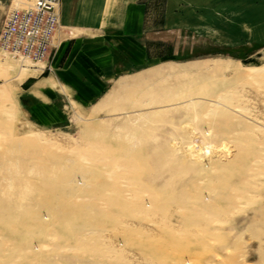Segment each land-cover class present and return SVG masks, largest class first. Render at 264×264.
Masks as SVG:
<instances>
[{"label":"rangeland","instance_id":"obj_1","mask_svg":"<svg viewBox=\"0 0 264 264\" xmlns=\"http://www.w3.org/2000/svg\"><path fill=\"white\" fill-rule=\"evenodd\" d=\"M30 4L0 0V29ZM216 36L149 32L156 60L117 72L97 120L73 105L49 130L16 103L41 62L0 51V264H264V77L233 71L263 66L264 41Z\"/></svg>","mask_w":264,"mask_h":264},{"label":"crops","instance_id":"obj_2","mask_svg":"<svg viewBox=\"0 0 264 264\" xmlns=\"http://www.w3.org/2000/svg\"><path fill=\"white\" fill-rule=\"evenodd\" d=\"M148 1L59 0V26L48 57L15 78L19 120L33 129L65 126L66 109L73 105L86 121L97 120V111L123 83L117 72L144 71L156 60L149 32L173 42L210 43L217 34L225 48L241 40L264 41V0H163L161 18L151 29Z\"/></svg>","mask_w":264,"mask_h":264},{"label":"built area","instance_id":"obj_3","mask_svg":"<svg viewBox=\"0 0 264 264\" xmlns=\"http://www.w3.org/2000/svg\"><path fill=\"white\" fill-rule=\"evenodd\" d=\"M59 0H31L12 10L0 29V51L33 62L46 60L59 26Z\"/></svg>","mask_w":264,"mask_h":264},{"label":"bare ground","instance_id":"obj_4","mask_svg":"<svg viewBox=\"0 0 264 264\" xmlns=\"http://www.w3.org/2000/svg\"><path fill=\"white\" fill-rule=\"evenodd\" d=\"M24 60V59H23ZM26 60V59H25ZM43 62V61H41ZM24 69V68H23ZM229 69V68H227ZM232 71V70H231ZM235 73L240 74L244 78L254 79L264 77V65L261 67L245 68L243 71H238L237 68L233 70ZM233 72V73H234ZM238 77V76H237ZM73 112V111H72Z\"/></svg>","mask_w":264,"mask_h":264},{"label":"trees","instance_id":"obj_5","mask_svg":"<svg viewBox=\"0 0 264 264\" xmlns=\"http://www.w3.org/2000/svg\"><path fill=\"white\" fill-rule=\"evenodd\" d=\"M45 74V73H44Z\"/></svg>","mask_w":264,"mask_h":264}]
</instances>
